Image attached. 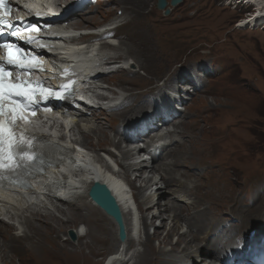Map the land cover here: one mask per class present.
I'll list each match as a JSON object with an SVG mask.
<instances>
[{"label":"bare ground","instance_id":"obj_1","mask_svg":"<svg viewBox=\"0 0 264 264\" xmlns=\"http://www.w3.org/2000/svg\"><path fill=\"white\" fill-rule=\"evenodd\" d=\"M117 1L114 0V3ZM147 1L123 0L126 3H134L140 10L146 7ZM249 1L258 5L259 9H264V0ZM90 3L89 0H50L48 4L65 15L62 20V26L67 30L65 34L93 27H98V34L112 31L106 29L105 21L92 27L83 24L82 21L90 20L89 13L99 11L100 6L95 9L90 6L87 9ZM254 16L256 18V15ZM111 26L117 27V24ZM119 30L123 31L124 38L117 45H105L101 47V51L95 52L96 43H88L80 52L65 50V53L71 54V59L68 58L74 63L79 79H92V76L98 73L89 84H93V92L103 90L113 94L102 97L101 106L95 107L96 97H86L85 101L91 106L82 105L83 109L74 112L77 118L71 119L73 124L70 126V132L74 137L73 142L92 153H98V150L105 152L121 167L120 170H108V174L90 168L94 165L88 163L84 173L76 176L85 182L78 185L75 178H68L64 189L67 196L55 200L48 197L50 207L24 205L22 199L26 201L25 198L0 190V224L4 225L0 228V264H15V256L23 264H104L106 258L115 253L117 257L111 259L108 264H235L232 260L227 261L221 252L219 256L215 255L207 240L213 234L234 232L237 225L229 229L234 224L229 228L223 224L227 221L234 222L225 214L236 208L239 195L243 192L240 188L242 179L249 177V174L253 177L254 174H244L237 181L230 178L231 158L237 155L236 153H231L228 158H217L211 154L195 158L194 154L185 150V147L196 139L203 115L212 110L206 108L191 111L189 108L197 97L208 94L204 89L200 90L201 94L191 99L192 103L185 108L184 113L177 110L178 106L184 103L185 95L189 94V88L196 86L194 80L186 75L175 74L176 79L182 78L181 80L185 81L178 88L167 89L159 85L160 92L154 94L156 107L152 106L149 111L142 109L143 98L138 96L141 92L126 82L125 76L117 80V86L123 92L121 95L103 85L106 78L118 74L119 71L133 77L135 65H139L135 61H129L126 63L128 69L117 65L119 68L115 72L99 74L105 66L115 67V64L128 58L125 53L124 57L115 54L122 42L129 37L124 23L113 31L114 36L118 35ZM151 71L155 76L158 74L157 68ZM200 74L195 76L196 81L200 80ZM85 85L86 83L82 87ZM183 91L184 94L181 93ZM115 108L121 111H113ZM177 114L179 118L176 119ZM142 120L149 121L150 125L146 133L140 136L137 123ZM238 126V121L217 126L213 131L215 140L228 139L232 136V129ZM105 127L108 132L104 130ZM130 131L132 133H129ZM39 133L42 131L39 130ZM119 136L125 141H130L126 147H121L114 141L115 137ZM143 139L146 140L145 145L137 143ZM60 140L61 142H53L63 148V153L60 155L50 152L49 160L61 168L71 167L72 162L66 160L71 158L70 150L66 146L67 139L61 136ZM213 140L212 137L210 142ZM59 158L62 161H59ZM257 159L255 157L256 168L259 165ZM77 160L85 164L86 158L81 155ZM57 172L59 170L53 166L43 178L57 180ZM129 176H133V179ZM94 180L109 189L119 206L125 231L123 241L116 235L118 229L114 220L88 197V188ZM125 183L130 188L133 187L134 191L130 193L125 189ZM251 183L257 184L256 180ZM164 193L166 197L161 199ZM33 194L37 195L35 192ZM131 196L137 208L134 214ZM35 198L38 199V196ZM220 200H227L229 203L222 207L217 204ZM57 202L63 203L65 208L58 207ZM254 202H260V198L256 197ZM260 203L250 215H255L261 222L257 221L254 226L251 225L248 231L254 230L253 237L264 245V199ZM182 206L189 207V211L179 209ZM244 218L245 216L241 220ZM81 225L85 228L80 229ZM67 227L74 228V233L69 231L74 234V242L69 238H65L64 242L60 240ZM20 238H26L28 242L24 243ZM214 245L217 243L214 242ZM259 246L260 243L254 245L255 248ZM225 247L226 245L222 248ZM198 260L203 262L198 263Z\"/></svg>","mask_w":264,"mask_h":264},{"label":"rangeland","instance_id":"obj_2","mask_svg":"<svg viewBox=\"0 0 264 264\" xmlns=\"http://www.w3.org/2000/svg\"><path fill=\"white\" fill-rule=\"evenodd\" d=\"M229 1L182 0L178 6L172 8L168 16H162L161 11L156 9V0H148L144 10L123 0L116 3L114 0L92 1L86 8L92 6L95 9L100 6L99 11L89 13L90 20L82 22L90 27L102 21L110 22L111 25L117 24L118 27L124 23L129 37L122 42L115 54L120 56L125 53L124 55H128L125 63L135 61L139 65L136 67L133 63L136 68L133 77L119 71L118 74L106 78L103 85L116 92V89L120 90L117 80L125 76L124 80L141 92L138 96L143 98L141 104L144 110L147 107L148 94L158 84L164 82L170 85L168 81L178 73L192 80L194 75L201 73L200 80L194 79L197 87L189 88V94L185 95L184 103L179 105L177 110L184 113L185 108L192 103L191 99L201 94L202 89L208 94L197 97L189 108L191 111L206 108L212 110L203 115L196 139L191 141L185 150L194 154L195 158L209 154L216 155L217 158H228L231 153H236L237 155L231 158L230 178L237 181L244 174H254L255 177L249 174V177L242 179L240 188L243 192L241 190L236 208L225 214L234 222L227 221L223 224L228 226L227 228L234 224L229 229L237 225L231 233L232 236H237L246 233L251 225L254 226L260 221L255 215H250V212L264 199V28L258 24L241 26L240 18L254 6H248L241 0H233L231 3ZM118 37V42L124 38L122 30H119ZM117 65L124 66L122 63ZM156 68L158 74L155 76L151 70ZM117 110L119 109L113 111ZM175 118H179V115ZM234 121H238L239 126L232 129V136L225 140H215L213 131L216 127ZM104 130L108 132L107 127ZM212 137L214 140L210 142ZM114 141L121 147L128 144L120 136L115 137ZM145 141L143 139L137 143L145 145ZM245 154L247 157H244ZM255 157L258 158V168ZM129 178L133 179V176ZM252 180H256L257 184H252ZM163 196L161 199H164L166 194ZM207 196L209 197V194ZM256 197L260 198V202H254ZM228 203L227 200L217 201L222 207ZM56 205L65 208L63 203L57 202ZM179 209L189 211V207L182 206ZM243 216L245 218L241 220ZM2 227L4 225L1 223L0 228ZM83 228L85 227L81 225L80 229ZM69 231L74 233V228L67 227L66 232L61 234V241L64 242L65 238H69L71 242L75 241ZM116 235L118 237V232ZM20 240L28 242L26 238ZM14 262L23 264L17 256ZM200 262L203 260H198V263Z\"/></svg>","mask_w":264,"mask_h":264},{"label":"snow or ice","instance_id":"obj_3","mask_svg":"<svg viewBox=\"0 0 264 264\" xmlns=\"http://www.w3.org/2000/svg\"><path fill=\"white\" fill-rule=\"evenodd\" d=\"M0 24L11 28L12 24L8 19L9 11L6 0H0ZM37 15H43L37 13ZM29 31L38 32L39 28L36 25H31ZM12 35H17L13 32ZM29 39H34L29 37ZM0 47L7 49L5 56H0V62H6L8 65L26 69L39 66V61L36 57L28 58L24 55L23 49H20L11 43L5 42ZM11 72L4 67V63H0V168L14 171L22 166L26 160H31L33 157L25 151V145H30L31 141L25 139V130L18 129L17 121L25 119L23 111L26 109L35 114L34 105L39 103L36 99V93L29 87L28 81H19L13 83L10 79ZM41 96L51 97L54 94L51 90L45 92L41 89ZM59 99H65L64 96H59ZM19 134V138L17 137ZM16 157H19L17 160Z\"/></svg>","mask_w":264,"mask_h":264},{"label":"water","instance_id":"obj_4","mask_svg":"<svg viewBox=\"0 0 264 264\" xmlns=\"http://www.w3.org/2000/svg\"><path fill=\"white\" fill-rule=\"evenodd\" d=\"M181 0H170L169 5L175 6ZM167 5L166 0H157L156 7L159 10H163ZM170 12V7H167L163 10V15H168ZM88 197L94 202L97 206H99L107 215H109L117 225L118 229V238L123 241L125 238L124 225L122 222L121 212L119 206L111 195L109 189L101 183L93 182L92 185L88 189ZM69 235L74 238L73 233H69Z\"/></svg>","mask_w":264,"mask_h":264}]
</instances>
